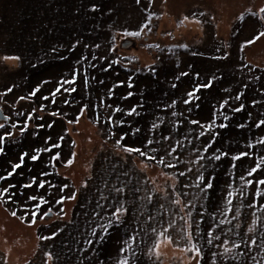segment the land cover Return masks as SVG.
I'll use <instances>...</instances> for the list:
<instances>
[{
    "label": "trees",
    "instance_id": "1",
    "mask_svg": "<svg viewBox=\"0 0 264 264\" xmlns=\"http://www.w3.org/2000/svg\"><path fill=\"white\" fill-rule=\"evenodd\" d=\"M149 7L150 0H141L139 4L136 0H7L0 4L1 63L14 68L7 71L0 67V109L6 117L9 116L5 127L0 128V136L8 132L18 133L17 137L12 135L13 138L10 136L4 140V154L0 155V189L11 184L16 186L11 189L15 192L12 202H6L7 197H0V233L9 236L7 219L17 220L25 228L34 229L31 248L25 244V240L32 238L30 233L14 238L18 240L17 250L13 257L9 256L6 264H48L46 254L49 252L53 255L49 264H118L124 257H128L130 264H153L145 253L147 246L142 232L157 222L161 225L170 222L168 215L173 216L161 206V196L153 192L152 178L145 172L148 170L146 167L153 166L163 172L174 171L178 179V194L182 198L184 193L191 191L190 197L194 199L190 202L193 204L188 205L186 211L196 226L194 229L191 224L190 233L194 244L203 252L201 264H211L212 253L223 252V241L251 239H256L257 247L242 248L245 256L238 257V260L242 264H256V261L264 264V250L259 247L260 238L264 235V211H261L264 195L257 196L255 191L257 188L264 191V186L255 182L248 184L249 181L264 179V164H260L264 159V144L259 143L264 139V125L257 127L259 121L264 120V69L244 61L243 50L237 46L241 36L239 33L233 36L236 31L233 26L229 42L217 39L210 29H204V39L199 44L185 46L183 43L175 51L179 52L176 60L172 53L165 52L164 44L158 43L154 50L157 64L152 66V72L128 74L130 70L121 64L119 56H110H114V52L140 53L138 48L144 45L143 38L151 41L152 28L156 31L158 26L152 23ZM182 17L184 14L177 20L180 22ZM146 23L149 24L148 29L143 28ZM254 26L258 27L257 31L264 32V18ZM136 31L141 35H126ZM168 34L171 32L161 38ZM122 41L132 42L134 46L130 50H122ZM5 56H19L20 59L4 60ZM143 60L149 59L143 57ZM183 72L189 75H181ZM74 73L78 75L74 76ZM72 79L76 80L75 84L61 87V81ZM205 82H211L212 87L201 88L197 92L199 99L192 98L188 114H181L185 100L179 98L182 87L189 92ZM129 83L134 87L130 88ZM173 84L177 86L174 88ZM58 87L61 89L56 93L58 96L65 94L66 88L75 87L76 91L68 92L66 98L58 102L52 96ZM37 88L36 95H31ZM129 92L133 93L130 97ZM240 94L241 98L236 100ZM45 96L49 99H43ZM21 97H24L22 105L26 107L23 111L15 110L13 122L9 111L5 112L4 104L13 105ZM225 100L228 103L221 108ZM241 106L242 111H233ZM117 107L122 111L115 112ZM132 108H136V113L127 115ZM53 112L58 115H51ZM169 113L172 118H169ZM84 115L104 135L101 147L105 150L89 148L87 155L93 156V160L88 176L82 179L87 169L84 161L80 171L78 161L83 158L78 159L77 154L71 166L67 161L79 147V142L73 138L77 137L75 129L82 125L80 120ZM78 117L79 123H68ZM192 120L204 125L215 121V124L209 131L206 127L201 129L192 124ZM13 124H27L28 129L21 135L20 128H13ZM50 124L51 128L48 127ZM154 124L157 127L153 128ZM220 124L227 127L221 128ZM201 131L203 136L199 135ZM117 140L123 146L141 148L156 160L126 153L123 147L116 146ZM149 140L153 141L151 145ZM176 141L181 144L174 143L176 152L172 153L168 163L164 157L168 156L167 146ZM54 143L61 147L42 152L38 161L30 159L35 149L50 147ZM190 152L194 157V174L188 171V163L182 158V154ZM244 152L249 156L232 159ZM23 153H28L23 167L15 170L10 178L3 179L12 171V164L20 162ZM57 154L59 160L55 159ZM217 155L219 160L214 159ZM160 159L164 164L157 163ZM169 164L175 167H169ZM257 164L259 169L249 176V170ZM61 166L68 167L70 175L66 174L68 169L62 171ZM181 172L185 175H180ZM200 175L211 181V190H206L199 181ZM33 178L37 183L24 188L23 185ZM40 181L45 182L43 189L38 187ZM116 188H123L125 194H117ZM230 192L233 196L229 206ZM31 195L43 196L49 204L36 209L37 202L28 200ZM71 195L76 199L58 203L61 197ZM149 197L151 199L147 203ZM121 207L127 211L122 212L120 221L116 223L112 212ZM228 207L230 212H226ZM32 210L47 211V214L54 213L57 217L59 213V216L69 219L62 224L46 225L45 219L37 217V223L29 227L27 222L11 216V212L16 211L18 216H27L30 220ZM110 217L114 221L112 227L101 231L100 226L107 224ZM222 219L230 223L220 224ZM250 227L254 229L252 232L248 231ZM93 229L96 236L92 235ZM209 232L213 237L219 235L220 240L209 244ZM46 236L54 238L42 239ZM130 236L136 237L135 243L128 252H121L122 248L128 247L124 241ZM88 240L92 243H86ZM29 250L32 251L30 259L27 258ZM215 259L217 264H225L221 256ZM0 264H3L1 254ZM227 264L236 262L229 259Z\"/></svg>",
    "mask_w": 264,
    "mask_h": 264
},
{
    "label": "rangeland",
    "instance_id": "2",
    "mask_svg": "<svg viewBox=\"0 0 264 264\" xmlns=\"http://www.w3.org/2000/svg\"><path fill=\"white\" fill-rule=\"evenodd\" d=\"M5 1L7 0H1L0 4L4 3ZM260 8H264V0H151L148 10L151 13L150 17L151 20H153L152 23L158 26L156 31L152 28L153 37L151 41L147 42L149 39L143 38L144 45H141L138 48V50H141L140 53L135 54L134 52L128 51L127 53L122 52L120 54L119 52H114V56L112 55L110 57L113 58L115 56H119V61L121 64L127 66V68L130 70L128 74H135L134 72L146 74L152 72V66L157 64V54L154 52V50H156L158 47V43L164 44L165 52L168 54L172 53L173 58L176 60L179 52L177 51L175 53V51L181 47L183 43H185V46L199 44L204 39L202 36V31L204 29H210L211 32L216 35L217 39L229 42V40H231V35L233 34L231 33V29L234 26L236 31L234 32L233 36L236 37L238 33V36H241L239 37L237 46L243 49L244 61L248 62L254 67L264 69V38H261L260 41H257L254 44L247 45V42L253 40L260 32L257 31L258 27L254 26L256 23H259L261 18H264V13L259 12ZM182 14H184L185 17L180 18L179 22V19L177 20V18H179ZM246 18L247 23H245ZM251 22L256 23L252 24ZM250 25H252V28ZM167 32H171V35L168 34L165 36V38H161ZM126 42L128 41H122L121 43L126 44ZM122 44L121 48L123 46ZM228 48L229 46L227 45V51ZM130 49L122 48V50ZM200 54H202V56L204 55L202 51H200ZM152 55L154 56L153 58ZM143 57H147L149 60H143ZM0 67L7 71L14 70L13 66L10 67L8 64L4 66L1 63V57ZM7 71L3 73V75H5ZM123 71L126 72V70ZM183 88L184 86L182 87L181 92H179L180 99L187 98L188 90ZM64 92L65 94L63 95H55L56 101L61 102L63 98H66L68 91ZM22 101L24 100L17 98L16 101L13 102V105H10V103L4 104V107L6 108L5 112L7 113L9 111L8 115L12 116L13 122H15V110H25L26 106L22 105ZM189 106L191 105L185 104L183 100L181 114H188L187 108H190ZM169 116V118H172L170 113ZM8 117L9 116H7L6 122L0 123H7L9 121ZM80 123L82 125L77 126L76 129L74 128L75 131L77 130V137H75L74 134L75 138L73 139H75L76 142H79V147H77L75 151L76 159L77 154L79 155L78 159L83 158L82 161H78V168L81 169L80 171H82L84 164L83 162L85 161V169H87V171H84L86 172L83 174L84 176L82 179H84L86 176H88L90 165L93 160V156L90 157L87 155L89 148H94V150H98L100 148L101 151H104L105 147L101 146L104 145L102 141H105V139L103 138L104 135L102 136L101 133L85 119V115L81 118ZM13 136L14 138L17 137L18 133L16 132ZM174 143L178 144L176 141L173 142V144L167 146L166 155L167 152L171 150L170 146L173 147ZM180 144L178 145L180 146ZM111 154L113 155V153ZM182 155V158L188 163V170L191 169V172L194 174L196 171L192 170H196V168H194L193 154L190 152L184 153ZM84 157L86 160H84ZM108 157L112 156L108 155ZM164 157L165 161L169 163L171 155ZM153 167H146L148 170L145 169V172H147L152 178L151 186L153 188V192L161 196V206L169 213H172L173 216L168 215L170 222H165L164 225H161L159 222H157V224L150 229L143 230L142 238L145 239L144 244L147 246L145 249L147 258L153 264H195V261L191 260L192 254H194V252L187 250L191 248V244H194L193 240L189 242L187 239V234L190 232L191 224L192 228L195 229L196 227L194 226V220L190 217V215L187 214L186 211V207L188 205L192 206L193 204V201L190 202V200L194 199L190 197L191 191L184 193V198H182L180 194H178V179L174 174V171L169 170V172H163L160 168ZM59 168L62 171L68 169L66 174L70 175L71 170L69 171L68 167L61 166ZM82 183L81 185H83ZM166 197L169 198L165 201L164 198ZM177 199L180 200V204L175 203ZM149 200L150 199L147 198V203ZM155 214L157 213H154L153 215ZM44 219L45 223H47L46 225H53L58 222L59 224H62L64 221H67L69 217L64 218L63 215H58L57 217L53 213L49 215L47 214ZM7 220L9 225L6 224V232H8L9 236H7L5 233L4 235L3 233H0V254L3 264H6L9 256L12 255L13 257L15 251L17 250L18 240H15L14 238H18L23 234L30 233L32 238L27 240V242L25 240V244L29 248H31L34 241L33 228H25L17 220ZM161 233H163V235H161ZM169 236L172 237L173 240V243L171 244L168 242ZM157 244L159 245V248L156 247ZM27 253V258L29 257L30 259L32 251L29 250ZM49 262L50 261L48 260V264Z\"/></svg>",
    "mask_w": 264,
    "mask_h": 264
},
{
    "label": "snow or ice",
    "instance_id": "3",
    "mask_svg": "<svg viewBox=\"0 0 264 264\" xmlns=\"http://www.w3.org/2000/svg\"><path fill=\"white\" fill-rule=\"evenodd\" d=\"M136 2H137V4H139L141 2V0H136ZM150 2H151V0H150ZM259 12L260 13H264V8H260L259 9ZM143 28L144 29H148L149 28V24H147V23L144 24L143 25ZM126 35L127 36H131V37H138V36L141 35V32L140 31L127 32ZM261 38H264V32H259L255 36V38L253 40H250V41L247 42V45L254 44L257 41H260ZM97 47H99V45H97ZM241 50H243V49H241ZM3 59L4 60H16V61H18L20 59V57L19 56H5V57H3ZM75 75H78V73H74V76ZM181 75L187 76V75H189V73L183 72V73H181ZM75 83H76V80L75 79H72V80H64V81H61V87H63L64 84H75ZM84 84L86 86L88 84L87 77H85ZM128 86L130 88L131 87H134V85L131 84V83H129ZM172 86L175 88L177 85L173 84ZM211 87H212L211 82H205L203 84L198 85L194 90L187 92V98L184 100V103L185 104H190L191 101H192V98L199 99V97L197 96V92H199L201 88L207 89V88H211ZM60 90H61L60 87H58L52 93V96L55 97L56 93L59 92ZM64 90L65 91H68V92H75L76 91V88L75 87H72V88H66ZM8 91H11V89H9ZM38 91H39V89L37 88L34 92L31 93V95H33V96L36 95V92H38ZM132 95H133V93H131V92L128 93V96L129 97L132 96ZM241 95L242 94L237 95L235 97V99L236 100H239L241 98ZM21 99H24V97H21ZM43 99L47 100L49 98L47 96H45V97H43ZM227 103H228V101L225 100L223 102V105H221V108L224 105H226ZM109 107H110V105H109ZM41 111H43V109H41ZM120 111H122V110L119 107L115 108V112H120ZM233 111H235V112L242 111V106L241 107L234 108ZM133 113H136V108H132L127 113V115H132ZM51 115L56 116V115H58V113L53 112V113H51ZM173 115H176V113H173ZM28 119H31V117H29ZM41 119H43V117H41ZM225 119H227V116H225ZM74 122L75 123H79V117L77 118L76 121H69L68 123H74ZM108 122H111V120L109 119ZM191 123L194 124V125H198L201 129H204L206 127L209 131H212L213 130V127H214V124H215V121H213L212 123H209L207 125L201 124L197 120H192ZM261 125H264V120H260L259 121V124L257 125V127H259ZM4 127H5L4 124H0V128H4ZM12 127L13 128L19 127L20 128L21 135L24 132H26L27 129H28V125L27 124H24L23 126H19V125L13 124ZM48 127L51 128L52 125L50 124V125H48ZM155 127H157V125L154 124L153 125V128H155ZM219 127L224 128V127H227V125L220 124ZM241 127H243V126L241 125ZM12 135H14V133L8 132V133H6V135L0 136V155H3L4 154V147H3L4 140L7 137H10ZM199 135L203 136L204 135V132L201 131ZM166 139H170V137L169 138H166ZM60 140H63V137H60ZM48 141L49 142L51 141V137L48 138ZM152 143H153L152 140H149L148 141V144L149 145H151ZM259 143L264 144V139H261L259 141ZM116 146L118 148L119 147H123V150L126 153H128V154H139L141 157H147L150 160H156V157L155 156H149L147 152H145L144 150H142L139 147L123 146L121 144V141L120 140H117L116 141ZM59 147H61V145L59 143H54V144H51L50 147H45L43 149L37 148V149H35L34 154L30 156V159L33 162L38 161L40 159V154L42 152H51L52 149L59 148ZM170 148H171V150L168 152V155H172V153L176 152V148L175 147H171L170 146ZM152 151L155 152L156 149H153ZM224 155L227 156L228 154L227 153H224ZM26 156H28V153H23L20 156V162L19 163L12 164V171H10L8 173V176L7 177H3V179L10 178L11 176H13L15 174V170L22 168L23 167V161H24V159H25ZM246 156H249V153L244 152V153L241 154V156H234V157H232V159L233 160H239L242 157H246ZM74 158H75V154H73L72 157L70 159H68V161H67V165L68 166H71V164L74 162ZM203 158L204 157H200V159H203ZM55 159H57V160L60 159L59 154H57L55 156ZM177 159H178V157H177ZM214 159L219 160L220 159V156L217 155V156L214 157ZM195 162L198 163L199 161H195ZM157 163L164 164V160L163 159H160V160L157 161ZM260 164H264V159H262L260 161ZM168 166L169 167H175V165H172V164H169ZM258 169H259V164H257V166L255 168L250 169L249 172H248V175L249 176H253L254 173ZM188 171L190 172L191 169H189ZM44 175H47V173H44ZM180 175H185V173L184 172H181ZM199 181L202 182L205 185L206 190H211L212 189L213 184L211 183V181L205 180V177L203 175H200L199 176ZM254 182L255 183H258L260 186H264V179H259L258 181H249L248 182L249 186L252 183H254ZM36 183H37L36 179L33 178L29 183L23 185V187L24 188H31ZM196 186L197 187H200V184H197ZM15 187L16 186L14 184H11L7 188L0 189V197H7L8 199H7L6 202H12V197L15 196V192H11V189L12 188H15ZM38 187L41 188V189H43L45 187V182L44 181H40L38 183ZM52 187H55V186L53 185ZM64 187L66 188L67 185H65ZM115 191L119 195H124L125 194V190L123 188H116ZM255 191H256V195L257 196L264 195V191H262L261 188H257ZM232 196H233V193L230 192L228 194V200H227V205H229V206L232 204ZM66 199L75 200L76 199V196L75 195H71L70 197H61L59 199L58 203L63 204ZM149 199H151V197H149ZM28 200L37 202L36 205H35V208L36 209H39L41 207V205H47V204H49V201L48 200H46L43 196H39V195H31V196L28 197ZM175 203L180 204V200L177 199L175 201ZM61 211H63V209H61ZM126 211H127L126 208H122L121 207V208H116L112 212V216H114L116 218L115 219V222L116 223H118L120 221V216H121L122 212H126ZM230 211H231V208L230 207L226 208V212H230ZM261 211H264V208H261ZM64 214L67 215L66 212ZM96 214L99 215V213H96ZM46 215H47V211H45V212H39V211H36V210H32L31 211V219L29 220V218L27 216H18L16 211L11 212V216L12 217H15L16 219L20 220L21 222H27L29 227H31V226H33V225H35L37 223V219H36L37 217H40V219L43 220ZM57 215H59V213H57ZM189 215H190V213H189ZM113 223H114V221L110 217L107 224H102L100 226L101 227V231H106L108 228L112 227ZM219 223L220 224L230 223V221H226V220H223L222 219V220H220ZM253 224L255 225V221H253ZM253 230L254 229L251 228V227L248 229L249 232H252ZM92 235L93 236H96V230L95 229H93ZM161 235H163V233H161ZM208 236H209V239H208V243L209 244H212L213 243V240H220V236L219 235H216V236L213 237L212 232H209L208 233ZM49 238H54V237H47V236L46 237H42V239H45V240H47ZM100 238L103 239V236H101ZM187 239H188L189 242H191V240H192V234L190 232L187 234ZM135 240H136V237L135 236H130L128 240H125L124 243L127 244L128 247L122 248L121 249V252H128V250H129V248H131L132 244L135 243ZM260 240H261V243H260L259 247H261V249L264 250V235L261 236ZM168 242L170 244L173 243L172 237H170V236L168 237ZM86 243L91 244L92 241L91 240H88V241H86ZM222 243H223V252L222 253L213 252L212 253L213 259H212L211 264H217V261L215 259V257H217V256H221L223 258L225 264H227V261L229 259L235 261L236 264H242V261L241 260H238V257L243 258L245 256V252L243 250H241V249L242 248L251 249V248L257 247V241H256V239H251L250 241H243V242H237V241H231L230 242V241L225 240ZM229 243L232 244L231 247L228 246ZM156 247L159 248V245L157 244ZM187 250L194 252V255L191 257V260L195 261V264H201V261L203 259V252H202V250L196 244H191V248L190 249H187ZM46 256H47V259L49 261L53 259V255L50 252L47 253ZM252 259L255 261L256 260V257L253 256ZM262 259H264V256H262ZM118 264H130V260L128 259V257H124V258H122V259H120L118 261ZM256 264H259V261H256Z\"/></svg>",
    "mask_w": 264,
    "mask_h": 264
},
{
    "label": "water",
    "instance_id": "4",
    "mask_svg": "<svg viewBox=\"0 0 264 264\" xmlns=\"http://www.w3.org/2000/svg\"><path fill=\"white\" fill-rule=\"evenodd\" d=\"M133 46L132 42H126V44L124 43L122 48L123 49H130ZM7 121V117L3 114L2 110L0 109V122H6ZM49 214H53V213H48Z\"/></svg>",
    "mask_w": 264,
    "mask_h": 264
}]
</instances>
